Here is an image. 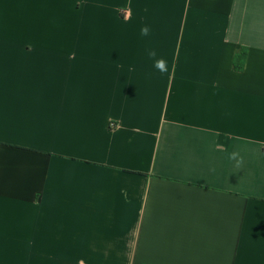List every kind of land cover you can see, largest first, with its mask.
Listing matches in <instances>:
<instances>
[{"label": "crops", "instance_id": "obj_1", "mask_svg": "<svg viewBox=\"0 0 264 264\" xmlns=\"http://www.w3.org/2000/svg\"><path fill=\"white\" fill-rule=\"evenodd\" d=\"M0 264H264V0H0Z\"/></svg>", "mask_w": 264, "mask_h": 264}, {"label": "clouds", "instance_id": "obj_2", "mask_svg": "<svg viewBox=\"0 0 264 264\" xmlns=\"http://www.w3.org/2000/svg\"><path fill=\"white\" fill-rule=\"evenodd\" d=\"M150 32V28L147 25H142L140 29L141 36H147ZM156 53L154 51L150 52L151 57H155ZM154 67H156L160 71L166 70V61L162 58L155 60ZM235 154H231L230 158H234Z\"/></svg>", "mask_w": 264, "mask_h": 264}, {"label": "trees", "instance_id": "obj_3", "mask_svg": "<svg viewBox=\"0 0 264 264\" xmlns=\"http://www.w3.org/2000/svg\"><path fill=\"white\" fill-rule=\"evenodd\" d=\"M247 57V49H242L234 59V68L237 71H243L245 60Z\"/></svg>", "mask_w": 264, "mask_h": 264}]
</instances>
